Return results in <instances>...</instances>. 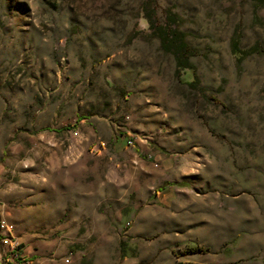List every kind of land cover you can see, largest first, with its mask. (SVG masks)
Wrapping results in <instances>:
<instances>
[{
  "label": "rangeland",
  "instance_id": "obj_1",
  "mask_svg": "<svg viewBox=\"0 0 264 264\" xmlns=\"http://www.w3.org/2000/svg\"><path fill=\"white\" fill-rule=\"evenodd\" d=\"M147 1L0 0V162L16 179L32 170L97 187L105 218L86 220L73 245L82 259L121 264L206 252L183 233L204 218L203 180L216 175L222 232L246 230L252 255L241 262L264 264V7L255 19L252 0H153L160 18L171 9L184 21L192 89L148 35ZM237 28L242 48L259 46L241 68L230 53Z\"/></svg>",
  "mask_w": 264,
  "mask_h": 264
},
{
  "label": "crops",
  "instance_id": "obj_2",
  "mask_svg": "<svg viewBox=\"0 0 264 264\" xmlns=\"http://www.w3.org/2000/svg\"><path fill=\"white\" fill-rule=\"evenodd\" d=\"M120 134L121 132L113 134L111 142L118 140L117 135ZM15 173L0 162V221L14 225L22 254L32 264H82L83 259L78 252H71L69 248L75 243L80 229L88 224L86 220L92 226L93 219L105 218L104 215L98 216L97 187L84 190L78 184L49 181L32 170L22 171V175L28 178L16 179ZM108 175H105L107 179ZM212 177L210 180H203L208 190L200 194V199L205 201V206H201L204 218L189 224V230L183 233L185 235L190 231L187 239L189 245L196 243L207 248V251L183 256L174 264H219L222 260L220 251L228 240H235L229 264H244L241 262L242 257L252 255L250 235L246 230L238 231L233 227V230L229 228L222 232L216 216L218 194L215 188L210 187L211 181L217 177ZM245 225L247 229V221ZM2 253H9V246H2ZM122 262L128 264L131 260ZM0 264H12L11 258H1V244ZM86 264H121V260L115 263L107 259H86Z\"/></svg>",
  "mask_w": 264,
  "mask_h": 264
},
{
  "label": "trees",
  "instance_id": "obj_3",
  "mask_svg": "<svg viewBox=\"0 0 264 264\" xmlns=\"http://www.w3.org/2000/svg\"><path fill=\"white\" fill-rule=\"evenodd\" d=\"M252 2L253 14L256 19L259 9L264 7V0H252ZM141 14L142 19L147 23L148 35L159 41L160 48L165 54L173 56L175 73L179 81L192 89H197L199 86V78L197 76L196 66L191 61L195 56V51L187 42V34L181 29L184 23L181 16L171 9H166L162 14V18H160L153 0H149L142 5ZM136 33H141V31H137ZM258 52L259 46L257 44L249 48L241 47V30L237 28L230 38V53L236 67L241 68L243 62L248 57ZM83 120H87V118L81 115L78 116L76 124L63 128V131H69L72 127H77ZM130 140L131 139L126 140L127 145H129ZM182 185L181 183L177 184V186ZM160 189L163 190L165 187L163 186ZM159 191L161 190H158V192ZM79 249L80 247L78 245H71L69 248L71 252H75ZM197 251L201 250L196 249V252ZM82 264H86V259L82 260Z\"/></svg>",
  "mask_w": 264,
  "mask_h": 264
},
{
  "label": "built area",
  "instance_id": "obj_4",
  "mask_svg": "<svg viewBox=\"0 0 264 264\" xmlns=\"http://www.w3.org/2000/svg\"><path fill=\"white\" fill-rule=\"evenodd\" d=\"M132 140L129 141V145ZM1 258H11L12 264H32L21 252L20 241L15 236V227L12 223L6 224V228H0ZM2 246H9V253H2Z\"/></svg>",
  "mask_w": 264,
  "mask_h": 264
},
{
  "label": "bare ground",
  "instance_id": "obj_5",
  "mask_svg": "<svg viewBox=\"0 0 264 264\" xmlns=\"http://www.w3.org/2000/svg\"><path fill=\"white\" fill-rule=\"evenodd\" d=\"M6 224L5 221H0V228H6Z\"/></svg>",
  "mask_w": 264,
  "mask_h": 264
}]
</instances>
